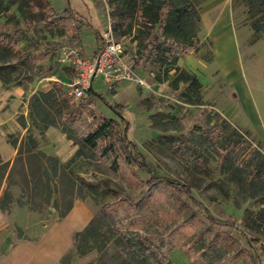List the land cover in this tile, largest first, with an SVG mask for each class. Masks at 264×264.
I'll use <instances>...</instances> for the list:
<instances>
[{
  "label": "rangeland",
  "instance_id": "1",
  "mask_svg": "<svg viewBox=\"0 0 264 264\" xmlns=\"http://www.w3.org/2000/svg\"><path fill=\"white\" fill-rule=\"evenodd\" d=\"M18 1L8 10H0V29L16 40L13 50L0 48V204L7 203L6 193L13 195L6 209L0 205V264L13 244L25 239L18 219L25 216V231L34 236L40 230L38 220L44 224L59 218L74 202L89 203L95 209L93 219L101 220L100 229L108 239L104 246L99 244L102 240L88 241L89 246L97 247L85 254L91 260L88 264H119L115 257L124 252L117 242L124 234L119 228L129 223L133 226L126 227L138 235L168 242L174 264H260L261 246L252 245L251 239L264 245L263 197L234 183L221 163L225 139L233 140L245 155L257 150L264 157V131L249 121H245L249 126L245 129L232 125L224 115L236 104L231 81L240 74L237 65L248 70L253 61L264 63V0H232L240 50L225 56L228 64H217L214 46L200 22L196 27L201 45L199 42L195 50L180 55L176 65L169 61L154 64L135 41V32L118 34L145 85L122 83L110 90L98 77L90 94L72 98L80 107L115 120L118 131L129 125L130 140L154 172L191 186L194 199L215 219L235 227L211 223L202 208L168 182L156 185L140 203L147 172L124 162L106 163L98 154L72 161L79 145L66 133L53 126L42 131L33 127L31 97L54 84L66 89L67 76L73 74L62 57L70 48L88 51L99 46L111 7L107 0H46L54 11L42 12L26 4L29 0ZM190 1L199 12L200 0ZM67 9L76 10L78 17L67 18ZM84 22L101 27L100 39L95 40L94 30ZM255 22L261 25L258 31ZM194 77L201 87L191 84ZM182 142L197 154L184 153L179 148ZM43 155L58 160L57 175H52ZM109 204L113 207L106 216L102 206ZM72 255L68 252L61 264H70Z\"/></svg>",
  "mask_w": 264,
  "mask_h": 264
},
{
  "label": "trees",
  "instance_id": "2",
  "mask_svg": "<svg viewBox=\"0 0 264 264\" xmlns=\"http://www.w3.org/2000/svg\"><path fill=\"white\" fill-rule=\"evenodd\" d=\"M107 1L111 7L109 15L116 37L118 34L124 36L132 35L135 32V41H137L144 53L148 54V57L153 58L154 64L162 65L164 62L169 61L170 64L176 65L180 55L195 50L200 42L197 38L198 27H196L200 22V13L197 6L192 4L190 0ZM18 2V0H0V10H8ZM26 4H33L34 7L39 8L42 12H45V9L54 11L52 5L46 0H29ZM19 9L24 15L25 10L20 3ZM77 15L78 12L76 10H66V17L69 19L75 20L78 17ZM84 23V26H91L88 22ZM254 25L257 31L261 27L257 22ZM15 44L16 40L9 33L0 29V48L10 51L13 50ZM24 59L28 62L31 61L29 56ZM182 76L188 75L184 74ZM191 84L201 87L196 77L192 79ZM29 104V118L33 127L40 131L46 130L51 126L59 128L61 132L67 134L68 139L73 141L74 145H79L78 151L71 159L72 161L80 156H87V154L91 157L98 154L100 159H103L106 163L118 165L124 162L131 168L137 167L141 171L147 172L149 177L143 182L146 192L139 200L140 203L144 202L156 185L168 182L178 191L183 192L192 199L194 204L196 203L202 208L211 223L235 227L234 224L222 223L215 219L201 202L194 199L191 186L154 172L147 164L137 144L130 140L128 136L129 125L121 126L118 131L116 129L118 123L115 120L80 107L72 101L66 90L58 84H54L48 90L34 93ZM88 119H91V121L88 122ZM21 125L24 126V122L21 121ZM182 143L179 148L184 153L191 152L192 156L197 154L192 152L191 148L185 145L184 142ZM30 145L36 148L33 140H30ZM236 148L233 140L225 139L222 149L224 151L222 154V169L228 176L231 175L233 177L232 181L234 183L238 182L240 186L253 195H260L263 197L264 202V157L257 150H251L245 155L244 150L238 151ZM243 156L244 158L241 159ZM43 158L47 161L52 175H57L59 170L58 160L46 155H43ZM5 197L8 198V201L0 204L2 209H6L13 201L11 193H6ZM21 205L23 204L21 203ZM112 205L102 206L104 215L109 216L111 214ZM128 205L131 206L129 203ZM139 205L138 203L135 207L137 210ZM101 224V220L92 219L80 233L76 234V248L80 256L97 248L88 245L90 239L95 242L96 240L97 242L102 240L99 242L101 246L107 244L108 239L106 235L103 236L100 229ZM126 226H133V224H124L119 228L120 232H124L117 238V242L124 246V252L121 254L117 253L115 257L120 261L119 264H174L169 257L172 247L168 242L164 244L154 238H145L130 231L131 229ZM239 230L242 232L241 229ZM251 244L260 245L264 249V245H261V241L257 238L251 239Z\"/></svg>",
  "mask_w": 264,
  "mask_h": 264
},
{
  "label": "crops",
  "instance_id": "3",
  "mask_svg": "<svg viewBox=\"0 0 264 264\" xmlns=\"http://www.w3.org/2000/svg\"><path fill=\"white\" fill-rule=\"evenodd\" d=\"M200 2V23L207 30V37L214 46L213 55L216 62L228 64L229 60L225 56L233 51L238 54L240 50L233 20L232 0ZM92 29L95 32V40L100 39V33L103 31L101 27L98 29L92 26ZM90 51L92 50H88ZM241 65H237L239 76L231 81L236 104L230 111L224 112V115L232 125L245 129L249 127L245 121H249L264 131V63L253 61L248 70L242 69ZM10 93L16 96L15 91ZM15 100L18 101V98ZM12 154L3 160L8 161ZM94 214L95 209L89 203L74 202L63 217L44 224L38 220L40 230L34 236L25 231L28 220L23 216V219L20 218L22 220L18 219L17 224L29 237L24 234V240L13 244L3 264H61L68 252L73 253L70 264H88L91 261L89 256L77 255L75 236L91 222Z\"/></svg>",
  "mask_w": 264,
  "mask_h": 264
},
{
  "label": "built area",
  "instance_id": "4",
  "mask_svg": "<svg viewBox=\"0 0 264 264\" xmlns=\"http://www.w3.org/2000/svg\"><path fill=\"white\" fill-rule=\"evenodd\" d=\"M107 15L105 32L95 50L88 52L82 47L70 48L61 59L72 69L73 75L67 76L65 90L75 100L85 98L98 77L110 90H116L122 83L145 85V80L134 68V59L126 52L123 40L117 39L114 33L109 10ZM260 251V264H264V249Z\"/></svg>",
  "mask_w": 264,
  "mask_h": 264
}]
</instances>
